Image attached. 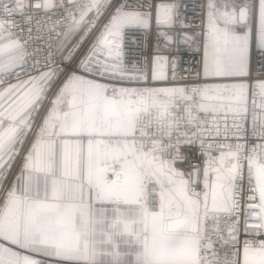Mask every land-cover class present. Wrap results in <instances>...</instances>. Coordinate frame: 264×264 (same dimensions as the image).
I'll return each mask as SVG.
<instances>
[{"label":"snow or ice","instance_id":"6c2138e0","mask_svg":"<svg viewBox=\"0 0 264 264\" xmlns=\"http://www.w3.org/2000/svg\"><path fill=\"white\" fill-rule=\"evenodd\" d=\"M0 264H264V0H0Z\"/></svg>","mask_w":264,"mask_h":264},{"label":"built area","instance_id":"2783aa9c","mask_svg":"<svg viewBox=\"0 0 264 264\" xmlns=\"http://www.w3.org/2000/svg\"><path fill=\"white\" fill-rule=\"evenodd\" d=\"M137 58H138V49L134 46H130L127 56L129 64H131V62H133ZM194 59L198 61L199 59L198 54L194 57ZM186 79H193V77H186Z\"/></svg>","mask_w":264,"mask_h":264}]
</instances>
